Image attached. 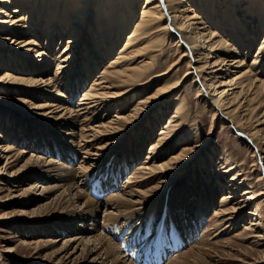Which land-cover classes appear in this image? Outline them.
<instances>
[{"label":"rangeland","instance_id":"374dc122","mask_svg":"<svg viewBox=\"0 0 264 264\" xmlns=\"http://www.w3.org/2000/svg\"><path fill=\"white\" fill-rule=\"evenodd\" d=\"M33 1L39 3L41 0H24L21 11L29 12ZM47 1L48 10H54L56 0ZM69 1L73 5L67 6L69 17L64 23H61L63 14L61 16L59 12L60 16L53 24L51 12L41 21L36 15L33 16L30 28L25 29L28 30L26 34L13 33L6 27H0V76L6 71L20 75V70L29 69L36 70L32 75L35 78L45 75L52 77V80L56 76L58 79L56 86H51V92L30 87H20L16 92L11 91L10 87L0 89V144L12 148L7 156L13 160L12 167H5L8 157L0 150L5 155V158L0 155V264H55L58 258L50 256L63 240L75 236L74 230H81L84 224L86 227L93 226V219L88 221V218L83 223L80 218L72 221L55 214L59 202L56 197L74 179L79 184H85L84 189L90 199L100 205L99 212L95 214L97 226L94 231L112 237L113 243L122 250L128 262L145 264L149 255L148 258H152L150 260L154 263L164 252L163 264H168L176 255L193 247L196 252L201 251V264L204 261L205 264H264V137L253 136L251 131L235 124L227 113L217 111L207 101L208 93L214 94L213 87L207 84L216 82L214 85L219 92L223 84L220 85L218 81L229 80L230 75L224 73L225 67L209 74L208 71L219 66L209 64L205 67V59H199L198 55L192 58L189 40L179 29L178 19L169 18L168 27L172 37L163 41L162 50H146L145 55L136 61L139 63L151 56L156 58L147 77L141 76L137 81L135 92L117 97L112 102L108 99V102L97 104L96 98L90 99L91 102L85 100L86 92L99 89L93 84L101 81L99 77L106 75L104 71L112 70L110 57L117 56L119 49L129 39V33L134 31L147 0H106L100 16L96 14L99 0L91 1L84 38L73 50L76 57L66 63L68 66L63 73L56 75V59L64 58L68 37H78V32L70 30V24L80 0ZM161 1L154 2L166 12L165 4ZM209 1L213 2L209 3L211 13L205 8L206 0H189L213 23L215 30L235 42L239 48V58L252 66L253 72L264 81V49L260 48L264 41V0H242L239 5L234 0ZM18 2L15 0L12 6L20 8ZM39 5L40 8L42 5ZM226 9L229 10L225 13ZM126 19H129L128 22H125ZM90 22L91 25L93 23L92 28L89 27ZM53 25V35L48 39L49 29ZM113 25L114 35L110 37ZM94 28L97 29L95 34L92 32ZM9 34L15 35L19 41L34 39L41 52L49 55V58H57L47 64L40 63L32 57L31 52L16 64L12 56L18 55L15 51L20 49V44L7 39ZM146 43L144 38L131 50ZM177 43H181V46ZM185 52L188 55H183ZM209 62L212 63V60ZM174 63L177 64L173 68H180V71L177 76L171 73L167 82L173 84L180 79L178 89L164 96L157 106L149 105L139 118L138 114L131 118V125L123 132L104 135L96 131L100 124L134 113L142 96L155 93L164 84L163 76L155 77L150 82L151 78L165 73ZM195 67H198V71ZM230 69L235 70L234 67ZM203 77H206V82ZM202 85L205 88L198 96L199 86ZM120 91L118 88L111 90ZM21 98L26 103L19 102ZM45 102L73 111L71 116L75 119L70 117L67 125H62L49 117L34 115V112H44L31 111L29 103L37 105ZM177 110L179 113H176ZM190 128L196 130L187 131ZM261 128L264 130V124L257 126L256 130ZM72 130L76 132L73 136L70 134ZM167 133H175L172 140L167 143L165 139L159 143ZM183 149L189 150V155L193 149L195 154L185 161L180 160L176 168H165L164 165ZM29 158L32 160L29 161ZM37 158L44 163H34L33 160ZM49 161L69 165L73 172L65 178L70 180L64 181L57 175L48 174L45 166ZM83 165H92L95 170L88 173L89 170ZM231 167L232 170H229ZM154 168L157 169L152 172ZM12 173L16 174L14 182ZM53 185H56L54 190L40 195L44 187ZM229 196L232 198H226ZM249 196L251 199L248 200ZM224 199L229 200L230 206L242 207L241 212L233 213L234 217L231 218L219 214ZM139 200L144 202H135ZM83 203H77L79 210L84 209ZM111 215L120 217V222L113 224ZM91 234L82 236L87 238ZM161 234L167 252L159 248L155 257L158 243L153 246L161 240ZM174 237L178 241L173 242ZM56 239L59 242L54 244ZM33 241L41 242L38 253H35L37 244L31 248L24 246V243ZM77 254L72 257L76 258ZM135 255L140 260L136 261ZM46 256L50 257L49 262L43 261Z\"/></svg>","mask_w":264,"mask_h":264},{"label":"bare ground","instance_id":"6f19581e","mask_svg":"<svg viewBox=\"0 0 264 264\" xmlns=\"http://www.w3.org/2000/svg\"><path fill=\"white\" fill-rule=\"evenodd\" d=\"M14 1L15 0H0V27L1 29L3 28L10 29L13 33L22 32L23 34H26V32L28 31L25 29L30 28L31 26L30 23L32 22V21L30 22V19L34 18L35 15L41 21L43 19V16L44 17L48 16L52 12L53 13L52 21L54 24L55 21L57 20V16H60V15L62 16L63 14L61 23L62 22L64 23V20H66V17H69L67 16V6L73 5L72 3H69L70 2L69 0H56L57 4L54 5V8H53L54 10L51 11L50 9L49 11L48 6H47L49 1L41 0L39 3L38 1L37 2L33 1L30 5L31 8L29 12L23 13V11H21V7L23 8L24 0H18L19 1L18 3H20L19 4L20 8H17V6H12ZM91 1L93 0H80L79 7L75 10V16L73 17V20L70 24V30L73 31L74 29L75 32H78L77 34L78 37L76 39L73 37L72 38L68 37L69 41L66 44L65 50H64L66 55L64 54L63 59L60 58L59 60V58L56 59L57 57L54 58L58 60V63H57L58 70L56 72V75L63 73L65 68L68 66L67 65L68 62H70V60L72 59H75L76 57L74 56L75 52L73 50L77 47V44L81 42L82 38H84V35H85L84 26L87 23V18H88L87 16L91 12L90 11ZM105 1L106 0H99V3H98L99 7L96 11L97 16L101 15V8H102V5H104ZM154 1L156 0H147L146 5L143 6L142 8L141 16L136 21V26L133 29L134 31L129 33V37H128L129 39L126 40L125 45L119 49V52H118L119 54L117 56L110 57V66L112 67V70L110 72L109 70L104 71L106 75L99 77V80L101 79V81L99 83L97 82L93 84V85H96L95 86L96 88L97 86H99V89L95 92H86L84 94L86 97V98L84 97L85 100L87 99L90 101V99L93 100V98H96L97 104L101 102L104 103L106 101L108 102V99H110L112 102V100L116 99L117 97H121L123 95H127L132 92H135L137 90L136 85H138L136 84L137 81H139V78L141 76L147 77L148 72L155 65L156 58L152 56L151 57L147 56L148 57L147 60L142 59L139 61V63H136V61L139 59V57L142 58V56L145 55L146 50H151V51L155 49L162 50L163 41L172 37V33L169 30L170 20L176 21V19H178L177 24H178L179 29L184 31L182 33H184L185 37L189 40L188 43H190V45L188 47L192 54V58L195 57V55L196 56L198 55L199 59L201 60L205 59L204 60L205 67L207 65L209 66V64H211L213 67L219 66L217 68H214V70L212 69L208 71L209 74H211L210 72L216 73L225 67L224 73H228V75H230L229 80L227 82L221 81V80L218 81L220 85L223 84L222 86H220L221 89L219 92H218V89L216 88V85H214V83L216 82L211 81L210 84H207L210 88L213 87L212 93H214L212 95H210V92L208 93L209 98H207V101L209 103H212V105L218 109L217 111H221L222 113H227L226 114L227 117L230 118L235 124L243 127L244 129L246 128L248 131H251L253 136L264 137L263 128L256 130L257 126L264 124V81H262L259 78V75L257 73L253 72L252 66L245 64L243 62L244 59L239 58V55H238L239 48L235 46V42L229 41L227 37L219 33L218 30H215V28H213L214 26L213 23H211L210 20L208 21V19L205 18L204 13L200 12L197 8H195L192 5V3L189 2V0H167V2L166 0H162V1L160 0L162 3L165 4L166 12H164L163 9L160 7L161 5L156 4ZM152 2L153 4H151ZM234 2L236 3V5H239L242 3V0H234ZM40 3L42 6L39 8ZM209 3H213V2L206 0L205 8H207V10H209L211 13L212 9ZM11 7H14L15 9H12ZM226 10L224 11L225 13L228 12L229 9H226ZM59 12H60V15H59ZM262 17L263 15L261 16V18ZM128 20L129 19H126L125 22H128ZM58 22L59 21H57V23ZM116 23L117 22H115V24ZM99 26L100 25L98 24V27ZM89 27L92 28L93 23L91 25V22H90ZM111 27L112 29L110 30V37L114 35L115 25ZM54 28H55V25L50 27L48 39L50 36L52 37ZM55 30L57 32V29ZM1 32H4V31L1 30ZM92 32H94L95 34L97 32V29L94 28ZM6 38L12 39L15 44H20V49L19 48L16 49V51L18 52L15 51V54H18V55H14V57L12 56L13 62L19 61L20 58L22 57L24 58V55H27L31 52H33L31 53L33 55L32 57L40 61V63L42 62V63L47 64L48 61L54 60L52 58H49V55L47 56L44 52H41V50H39L40 48H38V45L36 44L37 42H35L34 39H27V38L24 39L23 38L24 40L19 41V38L15 39V35H12V34H9V37L7 36ZM144 38H146L147 43L143 47H138L135 50H131L133 46L139 44ZM1 39H2V36L0 35V41ZM177 44L181 46L180 45L181 43H177ZM260 48L264 49V41L262 42V45ZM183 55H188V54L185 52ZM213 59H215L214 62H213ZM23 60H21V62H23ZM211 60H212V63L209 62ZM176 64L177 63H174V65H171V67L165 73H162L161 75H158V74L154 75L151 78L150 82L155 77L160 78L163 76L164 84L160 85L155 93L149 96H142L141 97L142 99L138 101L139 103L134 109V113L130 114L129 116H125V118H122L119 120H110L107 123L100 124L97 126L98 129L96 131H98L101 134L105 133L104 135H115V134L123 132L125 128H128V126L131 125V120H130L131 118L135 117L137 114H138L137 118H139L140 115L143 114V112L149 108V105L150 107L157 106L158 101L161 103V101L164 99V96L169 95L170 93H172V91L178 89L181 84L180 79H178L176 82H173V84H169L167 82V80H169L168 78L171 77V73L172 75L176 74V76L179 73L180 68L174 69ZM190 64L192 68V59L190 61ZM231 67H234L235 70L231 71L230 69ZM194 69L198 71V67H195ZM190 71L191 70H189L188 73H190ZM19 73L20 75H14L12 72L6 71L5 73L1 74L0 86L2 85L3 87L1 86L0 89H3V88L5 89L6 87H10L11 91L16 92V91H19L18 89L20 87L22 88L30 87V88H35V89H40V90L51 92V89H50L51 86L52 87L56 86L57 80H58L56 75H55L56 77H54L53 80H52V77L47 78L45 75H38L41 77L35 78L32 75L36 73V70L22 69L19 71ZM199 73L201 74V72ZM220 73L221 72H219V74ZM109 77H111L110 80H109ZM203 80L206 82L207 80L206 77H203ZM100 83H107V85L105 84L101 85ZM202 86L201 87L199 86L198 96L202 95V90H204L203 88H205L204 85ZM116 88L120 89L121 91L119 93L111 92L112 89H116ZM93 89L94 88H92L91 90ZM18 101L22 103L23 102L26 103V100L23 98L19 99ZM29 104L31 106L30 109H32L31 111L44 112V113L34 112L33 113L34 115L49 117L56 122L58 121V123L62 125H67L68 119H71V118L75 119V117L71 116L73 111L71 112L70 110L62 106H59L58 104H51V103L48 104L47 102H45L44 104H37V105L33 103H29ZM176 113H179L178 110L176 111ZM257 115H258V118L255 119ZM195 128L194 129L190 128L187 131L196 130ZM75 133H76L75 130H72V133L70 134L73 136ZM174 135L175 133L164 134L163 138L159 140V143H162L165 139H167V143H168L169 141L172 140ZM86 143H88V141H86ZM110 144L112 143H109L108 145ZM158 146L159 145H157V147ZM97 149L99 150L100 148H97ZM0 150H3L6 156L3 155L1 152H0V155H2V157L5 156L6 158L8 157L7 155H9L10 152H12V148L6 144L5 145L0 144ZM190 153L191 154L189 155V150L183 149L177 157H172L171 161L166 163L164 167L168 169L176 168V164L180 160L185 161L187 158H190L195 154L193 149L191 150ZM39 159L38 158L34 159L33 162L37 164L44 163V162L39 161ZM11 160H12V157L9 156L6 159L4 166L7 168L12 167L13 160L12 161ZM31 160L32 158H29V161ZM45 167H46V171L48 172V174H53L54 176L57 175L58 178L61 177L63 178L64 181L68 179V178H65V176L67 177L68 174L71 175V173L73 172V171L71 172V168H69V165H63V164L59 165L57 163L53 164V162L51 161H49L47 163V166ZM91 167L92 165L89 167L84 166L83 168L85 169L87 168L89 170L88 173H92L93 170H95V168L94 167L91 168ZM232 168L233 167H231L229 170H232ZM155 169L157 168H154L152 172H154ZM18 173L20 174V172ZM11 178H14L12 179V181L14 182L16 178V174L12 173ZM70 184L67 185V187H65L64 190L58 196L56 195L57 201L59 202L57 206L55 207V210H57L55 214L57 213V217L66 216L72 221H77V219L80 218L81 222L84 223L89 218L88 221L93 219L92 221L94 222L92 224L93 225L92 227L88 226L90 227L88 228L86 227L87 225L85 226L84 224V227H82V229L80 228L81 230L79 231L78 229L74 230L75 231L74 233L76 235L74 233L73 234L75 236H72V237H69L63 240L64 242L57 249H55L50 256L51 258L52 257L53 258L55 257V259L58 258L55 264H131L132 262L131 261H130L131 263L128 262V258L124 255V253L118 247V245H115L113 243L112 237L108 238L107 233H106L107 235H102V234H97L94 231V229L97 226L95 214L99 212L100 205L98 203H95L93 199H90L87 191H85L84 189L85 184H83L82 182L79 184V182H77V180L75 179ZM33 188L36 190V187H33ZM54 188H56V185H53L50 187H44L43 190H41L40 195L41 194L45 195L48 192H51L52 190H54ZM144 193H147V192H144ZM146 195H148V193ZM252 195L254 194L252 193ZM118 196H122V194H118ZM226 198L229 199V198H232V196H229ZM247 198L248 200L251 199L250 196ZM228 199H224L222 203L220 202L221 203L220 206L222 210H220L218 213L222 214L223 216H229L231 218V217H234L232 216L233 213L234 214L236 212L240 213L241 212L240 210L242 207L235 208L233 206H230ZM82 201H84L83 204H85V206L83 210H79L77 208V203L80 205ZM135 202L143 203L144 201L142 202V200H139ZM119 218L120 217L116 215H111L112 223L116 225L118 222H120ZM130 220H133V219H130ZM72 227L74 228V226ZM159 231H160V227H159ZM85 233H92V234L89 235V237L85 238L86 236H82ZM160 236H161V240L156 241L153 246L155 247L158 243V246L155 247V253H154L155 257L158 256L157 254H158L159 248H161L162 252L165 250V244L163 243L162 234ZM259 236H262V235L260 234ZM57 241L58 239L54 240L53 243L55 244L57 243ZM174 241H178V240L174 237L173 242ZM34 244H37L35 253H38L42 247L40 241L24 243V246L26 245V247L31 248L32 245ZM197 248H201V247H197ZM195 249L196 248L192 247L191 249L185 251L183 254L176 255V257L172 259V261H170L168 264H198V263L201 264V261H203L201 260V255H200L201 251L196 252ZM78 252H80V254H77ZM75 254H77V257L73 258L72 256H76ZM148 256H147V263L145 262V264H152L153 261L150 260L152 258H148ZM49 258L48 256H46L43 259V261L49 262L50 261ZM203 263L205 264V261Z\"/></svg>","mask_w":264,"mask_h":264}]
</instances>
